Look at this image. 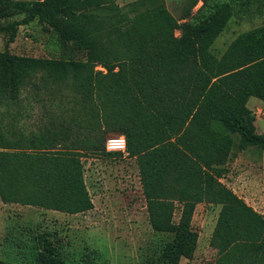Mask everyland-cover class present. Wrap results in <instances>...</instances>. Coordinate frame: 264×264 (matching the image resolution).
<instances>
[{
    "label": "trees",
    "instance_id": "trees-1",
    "mask_svg": "<svg viewBox=\"0 0 264 264\" xmlns=\"http://www.w3.org/2000/svg\"><path fill=\"white\" fill-rule=\"evenodd\" d=\"M234 15L223 4L199 22L178 24L163 0L122 7L114 0H0V32L9 36L0 51V107L17 106L32 88L46 96L70 89L82 109L69 124L52 119L32 136L16 120L0 126V200L83 214L93 209L84 151L134 159L151 228L172 236L160 264L193 258L199 204L233 208L215 264H264L263 216L220 181L234 137L239 150H264L247 107L252 98L264 102V26L238 35L220 56L211 52ZM34 21L84 59L11 54L18 27ZM109 134L125 138L126 155L105 150ZM38 244L39 264H66L49 239Z\"/></svg>",
    "mask_w": 264,
    "mask_h": 264
},
{
    "label": "rangeland",
    "instance_id": "rangeland-1",
    "mask_svg": "<svg viewBox=\"0 0 264 264\" xmlns=\"http://www.w3.org/2000/svg\"><path fill=\"white\" fill-rule=\"evenodd\" d=\"M134 1L114 0L120 7ZM163 1L178 24L199 22L223 4L233 7L234 17L211 47L217 56L238 35L264 26V1L261 0H248L244 5L240 0H197L194 6V0ZM20 18L15 16L3 25ZM175 36H179L178 30ZM8 38L7 33L0 32V51L6 49ZM8 50L13 55L32 58L84 59L82 52L62 50L55 33L45 32L37 21L18 27ZM34 82L38 88L43 86L39 77ZM250 100L248 107L256 116L253 132L264 135V102ZM81 110L70 89L46 96L44 90L28 88L17 106L0 107V126L5 130L6 123L16 120L17 127L26 136H32L52 119L69 124ZM114 137L120 136L109 134L106 139ZM237 141L234 137L228 171L220 181L264 218V150L253 147L239 150ZM84 154V178L93 209L67 215L4 204L0 200V260L9 264H39L38 238L44 236L57 246L66 264H160V250L172 236L151 228L135 160L106 158L88 150ZM179 214L177 204L174 222L178 221ZM232 214L233 208L229 206L197 205L192 219L199 235L197 249L192 259H181L179 264H215Z\"/></svg>",
    "mask_w": 264,
    "mask_h": 264
},
{
    "label": "built area",
    "instance_id": "built-area-1",
    "mask_svg": "<svg viewBox=\"0 0 264 264\" xmlns=\"http://www.w3.org/2000/svg\"><path fill=\"white\" fill-rule=\"evenodd\" d=\"M105 150L107 152L121 153L126 155V142L123 136L109 138L105 143Z\"/></svg>",
    "mask_w": 264,
    "mask_h": 264
},
{
    "label": "crops",
    "instance_id": "crops-1",
    "mask_svg": "<svg viewBox=\"0 0 264 264\" xmlns=\"http://www.w3.org/2000/svg\"><path fill=\"white\" fill-rule=\"evenodd\" d=\"M250 101H251V100L248 101V103H247V107H248V104L250 103ZM254 104H255V103H254ZM255 105H256V104H255ZM248 108H249V107H248ZM249 109H250V108H249ZM262 160H263V162H264V156H263ZM247 205L250 206L249 204H247ZM250 207H252V206H250ZM252 208H253V207H252ZM253 209H254V208H253Z\"/></svg>",
    "mask_w": 264,
    "mask_h": 264
}]
</instances>
